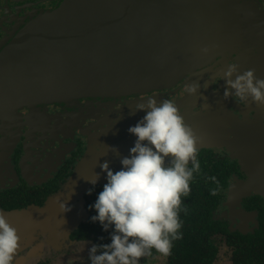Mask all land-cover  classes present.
I'll return each instance as SVG.
<instances>
[{
    "label": "flooded vegetation",
    "instance_id": "flooded-vegetation-1",
    "mask_svg": "<svg viewBox=\"0 0 264 264\" xmlns=\"http://www.w3.org/2000/svg\"><path fill=\"white\" fill-rule=\"evenodd\" d=\"M61 1L0 0V83L24 81L27 74L45 77L46 70L34 64L51 61L34 52V39L26 42L23 34ZM240 1L232 8L237 10H232L237 16V44L230 46L225 55L228 61L213 69V74L187 76L175 87L131 96L123 104L84 99L67 106L37 97L28 100L27 93L21 102L16 89L7 87L15 94L4 105L0 87V211L19 236L13 264H89L91 246L110 243L101 238L110 240L112 229L105 232L90 219L97 214L90 206L107 183L100 164L107 161L113 171L121 169L120 160L129 156L136 140L128 129L145 115L134 109L146 103L141 100L153 97L158 102L174 101L200 138V170L190 181V196L181 197L183 238L173 241L170 255L153 249L140 264H264V140L260 139L264 107L223 96L222 76L229 63H237L241 74L254 69L264 79V0ZM196 82L202 85L201 92L187 95L186 86ZM110 148L120 150V156L110 155ZM95 173L100 179L89 195L93 186L86 179ZM213 176L219 181L215 196L210 194L217 188ZM71 184L77 188L70 191L76 195L74 200L66 195ZM52 201L53 219L62 204L79 206L88 217L68 234L59 237L57 233V238L46 231L51 217L43 211ZM176 251L179 262H174Z\"/></svg>",
    "mask_w": 264,
    "mask_h": 264
},
{
    "label": "water",
    "instance_id": "water-1",
    "mask_svg": "<svg viewBox=\"0 0 264 264\" xmlns=\"http://www.w3.org/2000/svg\"><path fill=\"white\" fill-rule=\"evenodd\" d=\"M240 3V0H62L56 9L38 18L39 24L16 35L26 31L24 40L34 39V52L47 55L51 63L34 64V68L46 70L45 77L27 74L24 81L0 83L3 103L8 105L15 93L22 102L27 93L28 100L37 97L41 102L55 101L67 106L80 104L84 99L123 104L131 96L175 87L187 76L213 74V69L228 61L225 55L230 46L237 44L234 34L238 29L237 16L232 11L237 10L232 8ZM16 37L14 41L19 42ZM206 47L207 53L203 51ZM7 87L16 89L15 93ZM117 153L120 156V150L110 155ZM73 189L77 188L71 184L66 192L71 200L76 196L70 193ZM63 198L60 196V200ZM54 205L52 201L43 211L51 217L46 231L49 229L57 238V233L59 237L68 234L88 217L79 206L76 209L72 206L67 212L61 209L53 219Z\"/></svg>",
    "mask_w": 264,
    "mask_h": 264
},
{
    "label": "clouds",
    "instance_id": "clouds-1",
    "mask_svg": "<svg viewBox=\"0 0 264 264\" xmlns=\"http://www.w3.org/2000/svg\"><path fill=\"white\" fill-rule=\"evenodd\" d=\"M203 51L207 53L209 49ZM222 79L225 100L231 98L243 104L251 101L264 107V79L258 78L254 69L241 74L237 63H229ZM201 88L199 82L188 84L187 95L196 96ZM141 101L146 103L137 104L134 111L145 115L128 129L136 140L129 156L120 160L121 169L113 171L107 161L100 164L107 183L90 206L97 213L90 219L99 222L105 232L112 229L111 242L93 244L88 250L89 264H140L141 258L151 256L153 249L162 256L170 255L173 241L183 238L181 197L190 196V181L200 170V138L185 123L174 101L158 102L154 97ZM99 179L98 173L86 179L93 186L89 195ZM211 180L217 185L210 192L215 196L219 181L214 176ZM61 207L64 212L70 210L65 204ZM18 247L17 230L0 211V264H13Z\"/></svg>",
    "mask_w": 264,
    "mask_h": 264
},
{
    "label": "trees",
    "instance_id": "trees-1",
    "mask_svg": "<svg viewBox=\"0 0 264 264\" xmlns=\"http://www.w3.org/2000/svg\"><path fill=\"white\" fill-rule=\"evenodd\" d=\"M103 240H104V241L111 242V240L106 239V237H104ZM175 253H176V256H175V258H174V262H175V261H178V262H179V261H180L179 258H181V257H180V255H177V251H176ZM177 257H179V258H177Z\"/></svg>",
    "mask_w": 264,
    "mask_h": 264
}]
</instances>
